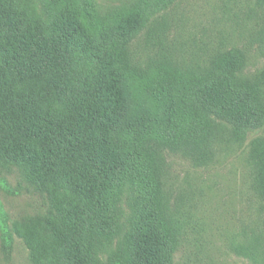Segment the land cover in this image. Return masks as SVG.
<instances>
[{
    "label": "trees",
    "instance_id": "16d2710c",
    "mask_svg": "<svg viewBox=\"0 0 264 264\" xmlns=\"http://www.w3.org/2000/svg\"><path fill=\"white\" fill-rule=\"evenodd\" d=\"M175 2L0 0V164L46 198L13 225L34 264H175L167 153L206 165L249 135L264 222V69L247 73L242 47L192 54L170 24L153 32Z\"/></svg>",
    "mask_w": 264,
    "mask_h": 264
},
{
    "label": "rangeland",
    "instance_id": "374dc122",
    "mask_svg": "<svg viewBox=\"0 0 264 264\" xmlns=\"http://www.w3.org/2000/svg\"><path fill=\"white\" fill-rule=\"evenodd\" d=\"M97 1L99 12L107 14L133 0ZM161 22L170 24L168 38L186 51L190 47L192 54L219 43L238 46L247 51V73L264 69V17L255 0H176L151 30L157 32ZM150 44L142 36L133 49L143 54ZM248 141L243 146L230 142L232 147L206 165L167 153L164 209L179 229L175 264H264V239H253L263 233L264 222L252 189ZM46 206L45 196L16 166L0 164V264H34L13 225Z\"/></svg>",
    "mask_w": 264,
    "mask_h": 264
}]
</instances>
